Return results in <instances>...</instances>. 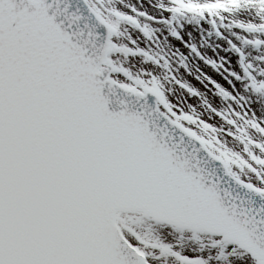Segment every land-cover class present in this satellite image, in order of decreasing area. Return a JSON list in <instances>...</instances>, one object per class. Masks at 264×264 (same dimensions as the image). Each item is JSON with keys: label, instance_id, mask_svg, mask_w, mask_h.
<instances>
[{"label": "snow or ice", "instance_id": "snow-or-ice-1", "mask_svg": "<svg viewBox=\"0 0 264 264\" xmlns=\"http://www.w3.org/2000/svg\"><path fill=\"white\" fill-rule=\"evenodd\" d=\"M0 264H264V0H0Z\"/></svg>", "mask_w": 264, "mask_h": 264}]
</instances>
